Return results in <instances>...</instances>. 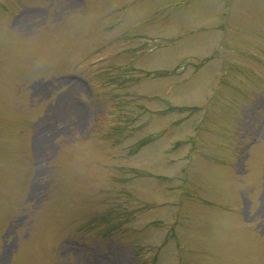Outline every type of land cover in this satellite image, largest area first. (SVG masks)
Wrapping results in <instances>:
<instances>
[{
  "label": "rangeland",
  "instance_id": "1",
  "mask_svg": "<svg viewBox=\"0 0 264 264\" xmlns=\"http://www.w3.org/2000/svg\"><path fill=\"white\" fill-rule=\"evenodd\" d=\"M0 264H264V0H0Z\"/></svg>",
  "mask_w": 264,
  "mask_h": 264
}]
</instances>
